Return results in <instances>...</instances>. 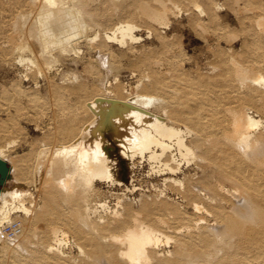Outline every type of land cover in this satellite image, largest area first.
Returning a JSON list of instances; mask_svg holds the SVG:
<instances>
[{
	"label": "bare ground",
	"instance_id": "obj_1",
	"mask_svg": "<svg viewBox=\"0 0 264 264\" xmlns=\"http://www.w3.org/2000/svg\"><path fill=\"white\" fill-rule=\"evenodd\" d=\"M94 1L16 0L14 20L18 23L14 24L19 27L10 30V38L4 37L8 43L11 39L12 45L7 44L11 46L7 51L0 48V53L9 63H29L34 70L28 68V72L40 75L51 71L60 55L76 52L81 38L94 47L97 33L91 38L89 33L85 35L88 26L96 25L91 9ZM184 1L198 8L200 14L204 12L196 0ZM232 1L235 5L240 2L239 9L251 26V38H264V13L255 1ZM131 2L132 14L163 38L158 29L169 27L172 8H176L173 0ZM219 3L209 0V10L203 15L212 18ZM115 21L102 32L98 46L104 42L125 46L141 39L135 34L139 26L134 21ZM225 54L219 56L218 75L223 80L219 89L190 78L181 64L173 61L172 77L167 78L163 61L145 58L143 78L137 76V83L126 91L121 89L118 76L110 90L91 92L78 84L74 103L59 109L62 119L55 126L52 141L39 142L12 158L5 154L8 144L0 146V158L7 162L12 176L21 186L30 182L36 192L21 186L2 187L0 262L4 257L19 259L21 249L24 261L19 259L14 264H77L76 257L62 251L71 235L77 256L82 257L78 264H264V71L258 69L260 64L246 65ZM211 93L219 99L213 101ZM250 108L255 109L256 117ZM0 124L5 125V121ZM106 128L124 160L147 161L152 172L163 175L159 176L163 184L179 186L186 202L194 210L211 215L213 224L206 223L204 215L192 217L179 208L168 210L162 206L168 197L162 190L156 194L159 198L139 197L136 207L118 194L115 205L120 209L109 211L106 195V200L94 202L91 193L96 191V181L129 190L109 161V151L114 147L103 136ZM189 162L194 165L193 172H182V163ZM98 208L108 214H101ZM17 212L24 215L22 222L12 219ZM12 222L16 225L10 235L5 227ZM165 231L173 236L164 235ZM162 237L167 243L173 239L171 251H159L161 246L157 249Z\"/></svg>",
	"mask_w": 264,
	"mask_h": 264
},
{
	"label": "rangeland",
	"instance_id": "obj_2",
	"mask_svg": "<svg viewBox=\"0 0 264 264\" xmlns=\"http://www.w3.org/2000/svg\"><path fill=\"white\" fill-rule=\"evenodd\" d=\"M110 1L111 0H95L93 2L95 5L93 3L91 4V9L94 13L93 24L96 25L93 26V28L92 25L88 26L87 31L91 28L93 31H90L92 34L86 31L87 34L85 35H88L89 33L87 37L91 38V36L93 37L97 33L98 38L96 37L97 39L93 41L94 43L96 42L93 44L94 47H91L92 43L90 45L89 41L82 40L83 38H81L79 40L80 42L78 41V44L80 43V45H77L76 43V52H78V54L76 52L74 53V51L71 53L70 51V53L60 55L56 64H53L54 67L52 66L50 68L51 71H42L40 75L39 73H35V71L28 72V70L33 69L29 63H17L12 60V63H9V60L7 61V59H5L6 56L0 53V121H5V125L1 126L0 124V146L8 144L7 150L5 151L7 158H12L15 155L26 152L30 148H35L39 142L44 140L46 142L52 141L55 126L62 119L63 113H59V109L62 110L64 106L74 103V99L79 92L77 87L78 84H83V87L91 92L101 91L103 89L110 90L114 87V77L116 78L118 76L117 79L121 83V89L126 91L129 86H133L137 83L139 80V78L136 79L137 76L143 78L142 72L145 71L143 60L145 58H155L163 61L162 67L165 68L167 65V72L165 73L167 78L172 77L171 70L173 69V65L170 61L175 62V64H181L186 75L190 78L201 79L208 84V87L210 86L214 89H219L221 87L219 85H222L223 83V80H221L218 75L221 64L219 56H222L225 53V55H234L239 59L240 63L246 65H251L253 62L255 63V66H259L257 64H260V68L258 69L264 71V55H262L264 54V38H251V26L249 25L248 20L244 17L245 14L239 9L241 6L240 2H237L236 6L232 0H214L220 2L219 9L215 10L216 12H213L212 18L208 19L206 17L207 15L204 16L203 13H206L209 10V0H196L199 8L204 11L202 14H200L201 12L198 8L196 9L195 6L184 0H173V4H175L176 8H172L173 14L169 17L170 20L168 26L170 28L168 26L167 29L159 28V35L163 37L159 38L154 35V32L149 28L150 26L148 24L137 18L134 13L132 14L134 8V3L131 2L132 0H115V3L113 2L114 0ZM254 1V5L257 9L264 13V0ZM129 4L130 6H127ZM15 5L16 0H0V37L3 36V38H0V48H3L4 50L6 49V51L11 47L7 44L12 45V41L9 39L10 42L8 43V40L5 41V38H10L11 34H13V32L19 27L18 24L17 27L16 24H14L18 23L17 20H14ZM5 6H7L6 9ZM121 8L123 10H121ZM114 9L117 12L113 13L112 11ZM118 9L120 10L118 11ZM115 20L134 21L139 26L137 30L138 32L135 31V34L141 39L136 41L135 44L134 42L133 44L131 42L125 44V46L113 42H104L102 45L98 46L103 38L101 37L103 36L102 32L114 23ZM94 27H96V29ZM10 30L13 31L11 34H9V32H11ZM147 34L150 35V37L147 36ZM230 34L232 37H235L230 38ZM229 48L231 49L229 50ZM27 55L29 56L30 54ZM25 71H27L26 76L23 75ZM24 77H27L28 80H24ZM108 82L111 84L108 85ZM125 91H123V93H125ZM148 92L153 93L150 91ZM209 96L213 101H217L220 97L212 93ZM249 112L254 116L257 115L254 108H250ZM115 147L116 148H111V151L109 152V161L113 164L115 173H117L115 175L123 184H126L129 187V190L133 186L134 189H131L130 193L129 190H125L124 186H107V183L104 181H96V191L93 192V194L91 193L92 196L90 195L94 202L95 200H100L99 198H101V200H106L107 198L108 209H110L109 211H112L113 207L116 208L115 199L118 194L124 202L130 203L131 205L133 203V206L136 207L138 205L137 200L139 197L147 199L159 198L157 195L162 190V193H166L168 197H171H167L166 201H164L165 204L163 203L162 206L165 205L164 207H167L168 210H171L170 208H179L182 213L192 217L204 215L205 222L210 225L213 224L214 221L211 215L204 214L201 210H194L192 206L186 202L182 197V190L179 186L167 183L163 184L162 179H160L163 178V175H157L154 171L152 172L150 164L147 161L138 162L139 160L136 158V161L134 160L133 163H129V161L124 160L121 157L116 145ZM111 160H113V162ZM191 163L192 162H189L188 164L182 163L181 171L186 172L191 170V172H193L194 165ZM189 166L191 167L189 168ZM17 181L18 180H16L10 173V178L6 181L5 187L7 189L19 188L21 185ZM20 188L36 193L32 189L30 182L25 186L22 185ZM151 190L153 192H151ZM40 195L41 193H39V196ZM95 197L97 198L95 199ZM92 199L90 200L91 203H93ZM130 199H134V202ZM116 209L120 208L117 207ZM98 210L101 214H105V212V215L108 214V211L106 210L104 211L100 208H98ZM205 215L210 217L206 220ZM12 216V219H17L21 222L24 219V215L20 212L14 213ZM12 224H14V222L8 225L10 230L8 226L5 227V231L9 232L10 235L13 234L11 229ZM15 232H18V229H16ZM164 235L173 236L170 231H165ZM164 238L165 237H162L158 242L157 249L161 246L160 248H163H159V251H171V247H173V237H170L172 240H169L168 243ZM66 243L67 244L63 245L62 251L67 256H74L80 261L82 257L77 256L79 254L78 248L71 235L68 236ZM0 253L2 252L0 251ZM17 253V255H19L17 258H19L21 262L24 261L23 258L25 255L23 254V251L20 249ZM4 258H2L3 262L1 261V264H14L16 261H19V259L16 258L15 261L13 258ZM78 261L77 264L79 263Z\"/></svg>",
	"mask_w": 264,
	"mask_h": 264
},
{
	"label": "water",
	"instance_id": "obj_3",
	"mask_svg": "<svg viewBox=\"0 0 264 264\" xmlns=\"http://www.w3.org/2000/svg\"><path fill=\"white\" fill-rule=\"evenodd\" d=\"M103 132V136L108 141L109 146L111 145L110 147L116 148L114 143L115 140L113 139L112 133L109 128H106ZM8 178H10V167L5 160L0 158V191L5 185V182L8 180Z\"/></svg>",
	"mask_w": 264,
	"mask_h": 264
},
{
	"label": "built area",
	"instance_id": "obj_4",
	"mask_svg": "<svg viewBox=\"0 0 264 264\" xmlns=\"http://www.w3.org/2000/svg\"><path fill=\"white\" fill-rule=\"evenodd\" d=\"M15 225H16V224L14 223V224H12L11 226H12V227H15ZM8 228H9V230H10V227H8Z\"/></svg>",
	"mask_w": 264,
	"mask_h": 264
}]
</instances>
